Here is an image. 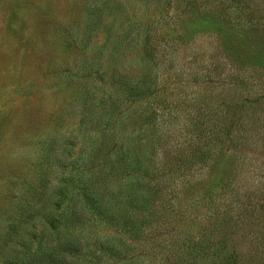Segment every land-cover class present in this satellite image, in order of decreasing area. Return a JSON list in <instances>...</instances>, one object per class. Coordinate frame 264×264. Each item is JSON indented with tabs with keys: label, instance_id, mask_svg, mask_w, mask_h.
<instances>
[{
	"label": "rangeland",
	"instance_id": "374dc122",
	"mask_svg": "<svg viewBox=\"0 0 264 264\" xmlns=\"http://www.w3.org/2000/svg\"><path fill=\"white\" fill-rule=\"evenodd\" d=\"M126 144L117 223L70 176ZM75 259L264 264V0H0V264Z\"/></svg>",
	"mask_w": 264,
	"mask_h": 264
},
{
	"label": "trees",
	"instance_id": "16d2710c",
	"mask_svg": "<svg viewBox=\"0 0 264 264\" xmlns=\"http://www.w3.org/2000/svg\"><path fill=\"white\" fill-rule=\"evenodd\" d=\"M218 116L221 122L225 120L222 113ZM132 150H134V148L126 144L122 152L120 150L118 151V153L121 154V156L123 155L122 159L118 158L120 160L118 161L114 160L113 162L110 161V165H109L110 167H108L105 170L98 171L92 166L86 171V174L78 173L76 177H73V175L70 176V178L72 179L71 183L73 184V186L75 187L76 185L77 187H79L80 185L81 187V189L79 187L80 193H78L79 190L76 189L75 187V191H76L75 201L85 204L87 209L91 208L89 209V212L91 214L94 213L93 215H97L99 218H104L108 221L111 219H114V221L118 223L119 218L121 217V207H120L121 205L119 203V198H120L119 187H120V183L124 182L123 180L127 179L123 170L121 169H122V166L124 165L123 159L126 158L127 160L126 156L128 152ZM140 150L141 149L139 148V151ZM139 151H136V152L138 153ZM139 154L141 153L139 152ZM141 166H142L141 163L138 164L136 167L137 170H135L134 173L130 175V177L134 176V178H136L134 179L132 190H131V186L127 185L128 186L127 192L130 194V199L128 203L130 204V209L132 210V212L135 210L143 211L147 209L146 207H149L148 201L143 202L141 200L142 196L138 194V190H139L140 185H142V182H143V181L141 182L142 178L146 180L150 178V174L152 173V171L149 174H147V168H143L145 167V165L143 167ZM79 177H81L82 179L79 180L78 179ZM116 182L118 184L117 186H116ZM135 192H136V195L138 194L137 197L141 200V204L143 205L142 208L136 207V202H135L136 196L132 197V194H131ZM124 209L125 208H123V210ZM136 225L137 223L134 222L133 225L130 226V228L133 227L132 229L133 231L130 230L132 233L136 232L134 228H140L138 225L137 226ZM45 226H47L49 229L55 230L57 233V229H55L57 227H54L50 224H47ZM114 226H117V225H114ZM59 228H60V232H65L63 225H61ZM71 233H72V227L69 225V231H67L66 234L67 236L70 237ZM35 264H40V263L38 260H36ZM61 264H81V263H79L78 259H75L68 263H64L63 261Z\"/></svg>",
	"mask_w": 264,
	"mask_h": 264
}]
</instances>
